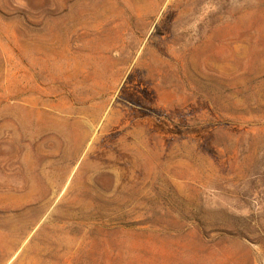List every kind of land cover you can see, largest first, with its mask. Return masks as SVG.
Wrapping results in <instances>:
<instances>
[{"label":"rangeland","instance_id":"rangeland-1","mask_svg":"<svg viewBox=\"0 0 264 264\" xmlns=\"http://www.w3.org/2000/svg\"><path fill=\"white\" fill-rule=\"evenodd\" d=\"M0 264H264V0H0Z\"/></svg>","mask_w":264,"mask_h":264}]
</instances>
